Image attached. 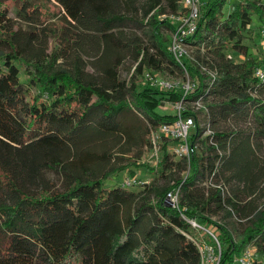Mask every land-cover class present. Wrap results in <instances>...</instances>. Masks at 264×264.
I'll use <instances>...</instances> for the list:
<instances>
[{"label":"trees","instance_id":"obj_1","mask_svg":"<svg viewBox=\"0 0 264 264\" xmlns=\"http://www.w3.org/2000/svg\"><path fill=\"white\" fill-rule=\"evenodd\" d=\"M5 1L0 264H205L203 239L218 248L208 231L220 242L218 264H232L249 246L254 264H264V80L256 75L264 60L245 42L255 15L264 28V0H202L183 64L169 47L177 25L162 18L178 12L180 0H55L61 27L39 25L47 19L41 0H14L28 30L8 20ZM232 52L246 58L236 61ZM127 58L152 73L188 74L194 90L141 89L135 74H117ZM182 99L205 103L213 131L202 140L200 110L183 111L197 122L190 159L176 158L163 137L157 165L132 163L149 167L151 181L107 185L126 168L108 167L109 149L131 137L124 117L138 111L147 120L152 150L151 131L178 117L160 111L162 102ZM238 120L251 127L223 124ZM179 186V205H169L168 192Z\"/></svg>","mask_w":264,"mask_h":264},{"label":"rangeland","instance_id":"obj_2","mask_svg":"<svg viewBox=\"0 0 264 264\" xmlns=\"http://www.w3.org/2000/svg\"><path fill=\"white\" fill-rule=\"evenodd\" d=\"M0 1H3V0H0ZM39 1L40 0H35V2H39ZM41 1H42L41 5L43 8V11L45 12L44 18L45 19L47 18V19L46 21H44V23L42 24L39 23V25L45 26L48 21L52 20L53 26L61 27L63 25V20L61 17V13L59 12V6L56 4L55 0H41ZM229 1L232 2L234 0H229ZM166 2L167 0H164L165 4ZM2 6L7 7L9 9L8 11L9 19L8 20L10 22H15L17 27L21 26L22 28L26 30L31 28L29 23L23 18H21V16L18 14L19 5L17 1L14 2V0H6ZM263 29H264L263 24H261V22L258 20V16L255 15L253 25L251 29L246 33L245 42L246 44H248L250 52L257 54L258 56H261V50H262L261 31H263ZM170 33L171 32H169V34ZM52 43L53 41L49 39V43H48L49 49H51ZM38 44H39L38 41L34 42V45H38ZM188 49H189V53L192 54V51H193L192 48L188 46ZM232 54H233V58L236 61H241L246 58L245 55H242L239 53L232 52ZM110 70L113 71V69H110ZM144 71L145 69L143 68L142 64H138V62H136L135 60H131V58H127L122 63L120 70L117 71V74H119L121 78L128 79V80L131 78L133 74H135L137 76L139 88L142 89L145 86L149 85L148 82L145 81V77L143 74ZM161 75L167 79L177 81L179 84L177 91L179 90L180 92L182 91L183 84H186L188 82L194 83V81L188 74H186V78L184 77L174 78V77L166 76L164 74H161ZM21 78L23 80H26V76L24 72L21 73ZM35 91L38 92V89H35ZM194 104H195V101H189V100L184 101L182 105L184 108L183 110L185 109L194 110ZM161 110L164 113H177L178 107L176 103L169 101V100H164L160 107V111ZM207 110L208 108L205 105V107L202 110H200V113H199V121L203 124H205L208 118ZM124 121L130 127L131 137H129L127 133L124 136L125 139L121 140V142L118 145L112 146L109 149L108 154L111 158H110V162H108V167L126 166V168L119 175H114L109 180H107L106 181L107 185H119L121 184V182H123L126 176H133L134 174L136 176H139V178L143 180H148V181H151L155 176L154 172L150 170L149 167L147 166L138 167L132 164L134 161H136L137 163L146 162L149 164V166L156 165V162L154 161V157L152 156V150L148 149L144 142V139L148 137V135L146 134V129H147L146 126H148L147 120L138 111H134V112L129 113L127 117H124ZM234 123H238L237 127L242 128V129L251 127V123L249 121H244V120L242 121L238 120V122L232 121V122H227L223 124L226 128H230V127L233 128ZM205 137H207V134L203 132L201 139L203 140ZM126 143H128V145H126ZM262 144H263V147L261 150H258V152L264 158V139H262ZM200 146H201V143H200ZM101 150L102 149L99 148V151L97 153L98 155H102L100 154ZM226 151H227V155H229L231 152V148H228ZM228 174L229 173H227V175ZM52 177L54 178V176ZM221 180L225 181V178L222 177ZM227 186L231 192L232 186L228 183H227ZM261 187L264 188L263 182L261 184ZM132 188H141V187L136 186ZM262 200L264 202V198H262ZM195 224H196L195 226L200 227V225L197 222H195ZM238 226L240 230H243L245 227L244 224L241 222H239ZM206 231L208 230L206 229ZM208 232L217 241L216 245L218 246V248H216L214 245L210 244L209 242H206L205 239H203V243L201 244V249L203 250V253L205 256V264H218L220 261V255H221L220 254L221 253L220 242L215 233L211 231H208ZM200 235L202 236V234ZM254 258L255 259L257 258L256 253L254 255ZM258 259L262 260L261 257H259ZM232 264H235V261L232 262Z\"/></svg>","mask_w":264,"mask_h":264},{"label":"built area","instance_id":"obj_3","mask_svg":"<svg viewBox=\"0 0 264 264\" xmlns=\"http://www.w3.org/2000/svg\"><path fill=\"white\" fill-rule=\"evenodd\" d=\"M181 8L176 13L163 14L162 18H168L175 22L177 27L171 35V41L169 43L170 50L174 54L176 60L183 64V59L186 57H192L189 53L188 44L185 38L194 34L199 26L201 18V5L202 0H180ZM262 36V50L261 58L264 60V29L261 31ZM229 57L233 58L232 54ZM145 81L149 85L164 90H176L178 88V82L163 77L160 73H152L150 70L145 69L144 71ZM256 75L264 80V66H260L256 69ZM195 83H186L182 86L183 94H187L193 91ZM184 99L174 102L178 107V117L171 122L162 123L157 130H152L150 137L153 142L152 156L156 165L160 157V140L165 137L169 139L172 144L170 146V152L174 154L176 158L186 157L190 159L191 156V145L190 137L197 130V122L194 115L183 114V102ZM205 107L204 102L199 99L195 101L194 111L202 110ZM208 111V110H207ZM206 126L205 133L208 135L213 131L210 128V124H202ZM196 147L198 145L196 144ZM213 177V176H212ZM146 181L139 179L135 176H126L122 184L126 187H134L144 184ZM220 186V185H218ZM226 192V191H225ZM224 192V194H225ZM181 187H176L168 192L166 201L172 202V206H178L180 202ZM195 224V221H193ZM235 264H254V248L247 247L236 259Z\"/></svg>","mask_w":264,"mask_h":264},{"label":"water","instance_id":"obj_4","mask_svg":"<svg viewBox=\"0 0 264 264\" xmlns=\"http://www.w3.org/2000/svg\"><path fill=\"white\" fill-rule=\"evenodd\" d=\"M169 205H172V202H168Z\"/></svg>","mask_w":264,"mask_h":264}]
</instances>
